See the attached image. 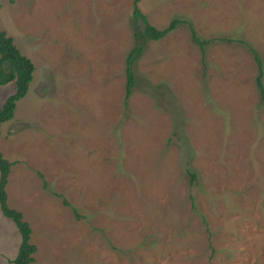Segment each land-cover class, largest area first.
Instances as JSON below:
<instances>
[{"label": "rangeland", "instance_id": "1", "mask_svg": "<svg viewBox=\"0 0 264 264\" xmlns=\"http://www.w3.org/2000/svg\"><path fill=\"white\" fill-rule=\"evenodd\" d=\"M131 5L0 0V30L33 64L0 123L28 264H264V92L248 48L264 87V0H139L152 25L175 16L211 41L202 56L186 22L148 40L125 97ZM12 90L0 84V104ZM18 241L0 212V264Z\"/></svg>", "mask_w": 264, "mask_h": 264}, {"label": "trees", "instance_id": "2", "mask_svg": "<svg viewBox=\"0 0 264 264\" xmlns=\"http://www.w3.org/2000/svg\"><path fill=\"white\" fill-rule=\"evenodd\" d=\"M139 0H132L130 19L132 25V35L134 38L133 45L126 53L124 63V93L127 97L131 93L132 87L135 85V77L132 69V64L135 59L142 53L144 44L148 40H156L167 32L172 30L176 24L186 22L190 28L191 39L200 47L201 55L204 54V46L211 41V38H200L196 33L190 22L186 19L172 16L168 22L162 27L152 25L147 16L139 9L137 2ZM252 53L256 64V74L254 82L259 89L261 96H263L262 76V62L255 48L248 46ZM33 64L31 60L22 54L12 41L10 35L5 34L0 30V84L6 82H13V90L10 92L0 104V123L8 120L13 115L15 102L21 98L27 91L28 84L32 77ZM124 97V98H125ZM125 103V102H124ZM11 162L2 156L0 153V212L3 216L10 219L15 225L19 233V241L15 255L9 259L11 264H28L33 260L32 253L35 246L29 240L30 227L28 223L22 219L20 211L9 207L6 203V193L4 185L7 181V174ZM190 179L194 177L190 173Z\"/></svg>", "mask_w": 264, "mask_h": 264}]
</instances>
